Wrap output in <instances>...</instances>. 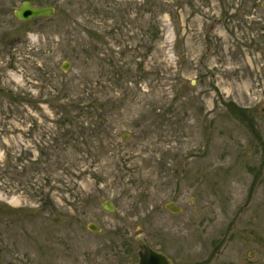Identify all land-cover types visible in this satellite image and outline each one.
Returning a JSON list of instances; mask_svg holds the SVG:
<instances>
[{
    "label": "rangeland",
    "instance_id": "1",
    "mask_svg": "<svg viewBox=\"0 0 264 264\" xmlns=\"http://www.w3.org/2000/svg\"><path fill=\"white\" fill-rule=\"evenodd\" d=\"M21 1L0 0V264H135L139 233L173 264H264V0Z\"/></svg>",
    "mask_w": 264,
    "mask_h": 264
},
{
    "label": "water",
    "instance_id": "2",
    "mask_svg": "<svg viewBox=\"0 0 264 264\" xmlns=\"http://www.w3.org/2000/svg\"><path fill=\"white\" fill-rule=\"evenodd\" d=\"M54 12V8L51 6H35L29 0H22L19 6L14 10V16L21 21H29L31 19L50 16ZM70 62L64 61L61 65L63 70H67ZM102 207L109 212H112L115 208L113 202L110 199L102 202ZM170 208L177 211L174 205H170ZM88 228L91 231L98 232L99 226L94 223H89ZM135 241L138 246L137 257L138 260L135 264H172L171 259L162 251L153 248L144 233H139L135 237Z\"/></svg>",
    "mask_w": 264,
    "mask_h": 264
},
{
    "label": "trees",
    "instance_id": "3",
    "mask_svg": "<svg viewBox=\"0 0 264 264\" xmlns=\"http://www.w3.org/2000/svg\"><path fill=\"white\" fill-rule=\"evenodd\" d=\"M132 253H133V250H132Z\"/></svg>",
    "mask_w": 264,
    "mask_h": 264
},
{
    "label": "flooded vegetation",
    "instance_id": "4",
    "mask_svg": "<svg viewBox=\"0 0 264 264\" xmlns=\"http://www.w3.org/2000/svg\"><path fill=\"white\" fill-rule=\"evenodd\" d=\"M172 261V260H171ZM173 264V263H172Z\"/></svg>",
    "mask_w": 264,
    "mask_h": 264
}]
</instances>
